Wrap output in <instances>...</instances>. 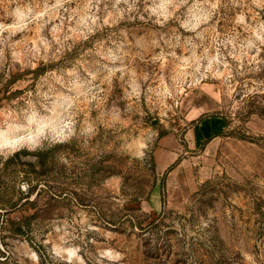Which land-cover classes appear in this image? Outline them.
I'll return each instance as SVG.
<instances>
[{
	"label": "rangeland",
	"instance_id": "1",
	"mask_svg": "<svg viewBox=\"0 0 264 264\" xmlns=\"http://www.w3.org/2000/svg\"><path fill=\"white\" fill-rule=\"evenodd\" d=\"M0 264H264V0H0Z\"/></svg>",
	"mask_w": 264,
	"mask_h": 264
},
{
	"label": "trees",
	"instance_id": "2",
	"mask_svg": "<svg viewBox=\"0 0 264 264\" xmlns=\"http://www.w3.org/2000/svg\"><path fill=\"white\" fill-rule=\"evenodd\" d=\"M7 91H8V89H7Z\"/></svg>",
	"mask_w": 264,
	"mask_h": 264
}]
</instances>
